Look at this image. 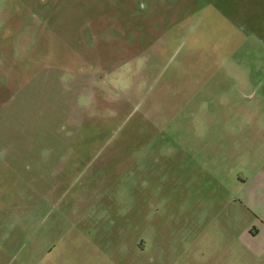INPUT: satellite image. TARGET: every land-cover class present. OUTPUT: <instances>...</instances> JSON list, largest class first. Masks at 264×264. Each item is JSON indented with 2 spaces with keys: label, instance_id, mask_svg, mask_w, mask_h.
I'll use <instances>...</instances> for the list:
<instances>
[{
  "label": "rangeland",
  "instance_id": "374dc122",
  "mask_svg": "<svg viewBox=\"0 0 264 264\" xmlns=\"http://www.w3.org/2000/svg\"><path fill=\"white\" fill-rule=\"evenodd\" d=\"M260 223L264 0H0V264H264Z\"/></svg>",
  "mask_w": 264,
  "mask_h": 264
},
{
  "label": "crops",
  "instance_id": "0c3cea01",
  "mask_svg": "<svg viewBox=\"0 0 264 264\" xmlns=\"http://www.w3.org/2000/svg\"><path fill=\"white\" fill-rule=\"evenodd\" d=\"M261 225H262V227L264 228V225H263V223H260ZM149 225V224H148ZM258 233L259 232H257V233H252L251 235L250 234H248V235H250L251 236V238H254L255 236H257L258 235ZM14 258H17L15 255H9V258H8V261H9V263L8 264H12L11 263V261L14 259Z\"/></svg>",
  "mask_w": 264,
  "mask_h": 264
}]
</instances>
